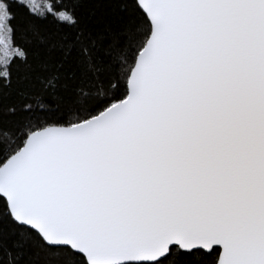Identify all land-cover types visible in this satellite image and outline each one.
I'll use <instances>...</instances> for the list:
<instances>
[{"label": "snow or ice", "instance_id": "1", "mask_svg": "<svg viewBox=\"0 0 264 264\" xmlns=\"http://www.w3.org/2000/svg\"><path fill=\"white\" fill-rule=\"evenodd\" d=\"M0 0V264H264V0Z\"/></svg>", "mask_w": 264, "mask_h": 264}, {"label": "trees", "instance_id": "2", "mask_svg": "<svg viewBox=\"0 0 264 264\" xmlns=\"http://www.w3.org/2000/svg\"><path fill=\"white\" fill-rule=\"evenodd\" d=\"M120 0H82L80 9L98 29L120 31L127 13L116 4Z\"/></svg>", "mask_w": 264, "mask_h": 264}, {"label": "rangeland", "instance_id": "3", "mask_svg": "<svg viewBox=\"0 0 264 264\" xmlns=\"http://www.w3.org/2000/svg\"><path fill=\"white\" fill-rule=\"evenodd\" d=\"M37 2H39V0H37Z\"/></svg>", "mask_w": 264, "mask_h": 264}]
</instances>
